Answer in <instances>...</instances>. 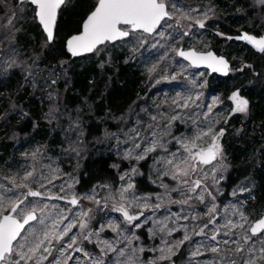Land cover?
<instances>
[{
	"label": "rangeland",
	"instance_id": "rangeland-1",
	"mask_svg": "<svg viewBox=\"0 0 264 264\" xmlns=\"http://www.w3.org/2000/svg\"><path fill=\"white\" fill-rule=\"evenodd\" d=\"M93 2L95 5L97 0ZM169 2L176 3L182 11L198 9V12L192 13L198 19H203V14L207 13L208 19L205 20L204 27L200 28L194 22L185 20L177 29L165 27L164 38L157 35L134 34L114 43L100 45L91 56L80 62L84 64L83 67L93 66L96 71L89 88L80 91L74 82L76 65L72 64L69 58L59 56L57 52L61 38V34L57 32L58 21L61 14L67 8H71L74 0H65L63 3L59 11L55 37L50 42L35 18L33 5L27 2L19 3L18 0H0V17L10 12L16 13L12 26L0 27V43H7L9 40L12 42L9 43L7 55L0 53V84L9 79L14 81V84H8L6 88L0 85V182L9 185V179L16 176L18 177L16 183L19 184L21 182L19 178L27 171H34L35 178L30 182L32 190L44 192L45 196L67 197L65 200L46 198L43 200V203L56 206L51 210L53 216L58 212L73 216L82 210L91 209L88 231H95L104 225L105 231L100 233L101 238L116 241L118 234L106 226L109 223L119 224L125 229V236L139 237L133 239L129 252L131 248L143 247L145 249L143 253H136L142 262L159 256L160 253L153 249L162 246V239L167 240L170 245H176L187 229L191 239L174 248L175 255L169 260L158 261L157 264H218V262L225 264L226 261L241 260L249 256L247 251L242 255L229 252L228 249L234 248L235 244H223V240L237 239L243 232L236 230L237 235L232 237L219 235L218 245L217 241L209 239L213 234V226L210 225L209 229L205 230L206 235L194 233L208 219L206 204L217 205L216 227L224 223L223 217L234 210L242 212L248 218L246 228L264 213L260 171L256 169L260 167L259 157L264 150V125L261 126L260 120L256 124V118L253 117L255 103L264 104V53L255 52L242 42L236 40L232 42L228 37L243 30L264 35V5H261L259 0H169ZM76 15L79 21L75 25L79 26L83 17L78 10ZM0 24L6 25V21L0 20ZM79 30L80 28L71 33ZM185 31L189 32L188 36L182 35ZM66 38L67 36L61 39L64 49ZM142 40L146 41L143 45ZM180 47L194 48L198 51L214 50L226 56L231 62L229 74L225 76L226 80L214 88L212 85L219 77L214 73L210 74L206 68L193 67L177 56L176 50ZM122 55L124 56V59H121L122 64L134 67L138 76L134 90L136 97L124 106L115 103L102 106L100 95L102 91L112 88V80L118 76V70L122 66L116 65L114 60ZM153 66L156 70L150 72ZM235 91H239L241 97L248 100L246 113H232L234 105L229 97ZM178 94L184 97L191 96L195 103L189 108H176L173 100ZM197 96L199 99H196ZM216 98H219L220 102L213 107V114L209 119L205 120L201 114L207 111L206 106H211ZM153 115L157 116V121L151 119ZM174 115L178 116V119L170 120L169 118ZM30 116L33 119L32 127L29 132H25L20 126ZM237 117L243 120L241 125L235 123ZM86 119H95L104 125L102 135L96 137L91 145L85 142ZM253 120L256 124L253 126L256 128L252 131L253 136L256 135L259 140V146L252 150L254 151L252 158L257 159L255 167L248 177L227 189V174L234 165L232 161L235 160L230 154L231 147L228 144H239L242 142L241 138L251 136L246 130L250 128ZM111 124L115 127L112 128ZM149 125L153 126L152 129ZM208 126L212 127L213 133H218L221 129L224 131L223 136L219 138L221 155L212 164L202 166L203 171H197L186 178L189 184L194 180H201L200 191L204 194L206 204L189 193L187 186L181 187L178 181L162 176L163 166L156 161L167 155L163 149L149 153L145 159L149 160V180L158 187V190L153 193H140L136 190L135 176L138 174L140 163L145 160L125 158L134 143H143L146 136L151 139L150 132L154 130L156 138L161 140L170 152H174L180 149L174 138L191 139L200 128ZM8 142L11 145L7 151L5 145ZM208 143L210 138H205L201 146L207 147ZM89 150H95L98 154H106L108 151L116 153L120 159L119 176L124 175L125 180L120 179L115 188L108 184H98L86 192H76L77 175ZM136 151L139 150H135L133 156ZM33 153L36 154L35 158ZM133 168L136 169L135 172L132 171ZM43 178L52 179V183L49 184L47 179ZM40 182L45 184L44 188L40 187ZM128 183H132L134 187L125 193L128 199L121 201L120 189L126 187ZM68 184H72L70 189L67 188ZM165 184L168 186L167 189L162 187ZM61 185H64V191H61ZM26 191L24 188L16 189L18 195ZM209 192L211 196L208 195ZM73 193L79 199L76 206L68 203ZM7 195L11 196L10 193ZM93 195L100 200L99 205L86 198ZM188 196L193 198L187 204L179 203ZM212 197H215V200ZM38 199L40 198L28 197L26 203ZM133 199L137 201L129 208L130 214L133 215H138L141 211L138 204L161 205L159 209L153 207L151 210H144L140 220L141 228H131L124 221L122 214L114 211V206L118 207L120 203L127 204ZM175 215L187 216L188 219H180L173 223ZM193 216L197 218L192 219ZM230 218L239 221V215H230ZM157 221L167 223L169 228L180 230L169 236L158 230ZM130 228L131 231H127ZM150 229L155 232V236ZM78 231L73 229V232ZM260 236L264 237V233ZM258 239L259 237H252L249 244L244 245L246 250L255 246L257 258L260 255ZM240 243L243 244V241ZM213 245L220 247L221 252L210 251ZM59 247V244L54 243V251L48 261L60 256L56 250ZM81 247L92 256L99 255V248L94 243L83 241ZM197 249L202 255L193 256L192 253ZM69 254L72 259L68 260L67 264H89L83 253L68 250L65 255ZM109 255L115 259V253ZM60 259L63 261L64 258ZM104 259L107 261L108 257ZM48 261L44 264H48ZM29 264L32 262L29 261ZM257 264H264V261L257 259Z\"/></svg>",
	"mask_w": 264,
	"mask_h": 264
},
{
	"label": "snow or ice",
	"instance_id": "snow-or-ice-1",
	"mask_svg": "<svg viewBox=\"0 0 264 264\" xmlns=\"http://www.w3.org/2000/svg\"><path fill=\"white\" fill-rule=\"evenodd\" d=\"M18 2H27L34 6L35 18L43 26L48 41H51L53 39V26L56 21L57 10L64 3V0H18ZM259 3L264 5V0H259ZM193 12H198V9L182 11L181 7L176 3H170L169 0H97L94 10L87 16L82 25V32L67 40V49L75 56L80 52L98 50L99 45L123 40L134 34L157 35L164 38L166 33L163 29L165 27L177 29L185 20L194 22L200 28H203L205 20L208 19V14L204 13L203 19H198L192 15ZM15 15V12H10L4 17H0V20L6 21V25L0 24V27L12 26ZM182 35L188 36L189 32L185 31ZM238 39L247 41L258 51L264 52V37L257 38L244 34L238 37ZM144 43L146 41L142 40L141 45ZM176 55L189 61L192 66L199 67L203 64L213 71L227 74V62L223 58H217L212 52L198 53L195 50L184 51L180 49L176 50ZM155 70L156 67L153 66L149 71L154 72ZM193 84L195 85V81H193ZM196 99H199V96ZM229 100L234 105L232 113H246L248 111L249 102L247 99L241 97L239 91L233 92ZM219 102V98H216L212 101L211 106H206L207 111L201 114L205 120H208L213 114V107ZM192 103H195V101L192 100L191 96L184 97L179 94L173 100L176 108H189ZM151 119L157 121V116L153 115ZM169 119L176 120L178 116L174 115ZM152 127V125H149L150 129ZM223 134V129L218 133H213L211 126L200 128L191 139H185L183 137L174 138L175 143L180 145V149L170 152L161 140L156 138V132L153 130L150 132L152 138L149 139L146 136L143 143H134L133 148L126 153L125 158H134L138 161L145 160L149 153L156 152L157 149H163L167 155L160 157L156 161L157 164L163 166L162 176L170 177L172 180L178 181L181 187L187 186L189 193H192L201 203L206 204L204 194L200 191L202 188L201 180H194L189 184L186 178L195 174L197 171H203L202 166L212 164L221 155L222 149L219 138ZM205 138H210V143H208L207 147L201 146ZM135 150L139 151H136L135 156H133ZM35 155L33 153L34 158ZM132 171L135 172L136 169L133 168ZM34 178V171H27L23 177L19 178L21 181L19 184L16 183L18 179L16 176L9 179L10 186L0 182V264H29V261L32 264H44L45 261H48L49 256L53 254L54 243L60 245L59 249H56L59 251L60 256L53 257L51 261H48V264H67L68 260L72 259L70 254L65 255L68 250L83 253L84 257L89 261V264H157L158 261L169 260L171 256L175 255L174 248H178L185 241L191 239L187 234V229H185L183 238L176 245H170L167 240L162 239V246L153 249V251L160 253L159 256L153 260L142 262L136 253H143L145 251L143 247L131 248L129 252V247L132 245L133 239H139V237L133 236L129 238L125 236V229L121 228L119 224L109 223L106 226L118 234L116 241L101 238L100 233L105 231L104 225H101L95 231H88L91 209L82 210L73 216L65 215L63 212H58L53 216L51 210L56 206L43 203V200L45 198L49 200H65L67 197L45 196L44 192L32 190L30 182ZM43 179H47L49 184L52 183V179ZM120 179L125 180V176H120ZM40 187L44 188L45 184L40 182ZM71 187L72 184L67 185V188L70 189ZM133 187L134 185L132 183H128L126 187L120 189L119 196L121 201L128 199L125 193L133 189ZM162 187L165 189L168 188L166 184L162 185ZM17 188H24L27 191L18 195L16 192ZM64 190V185H61V191ZM175 190L177 189H173V191ZM8 193L11 196L7 195ZM208 195L211 196L212 194L209 192ZM12 197H15V199ZM28 197L40 199L35 202L26 203ZM86 198L97 205L100 204V200L96 199L94 195ZM192 198L193 196H188L186 200L180 201L179 203L187 204ZM212 199L215 200V197H212ZM68 203L76 206L79 203V199L73 193L71 198L68 199ZM136 203L137 201L133 199L127 204L120 203L118 207L114 206V211L120 212L124 217V221L131 228L142 227L140 220L144 215L145 209L151 210L153 207L156 209L161 207L160 204L153 206L148 203H142L137 205L141 208L138 215L130 214L129 208ZM206 207H208L206 213L208 219L202 223L199 230L194 233L195 235H206L205 230L209 229L210 225L213 226V234L209 237L212 241H217V237L221 234L226 237H232L237 235L236 230L243 232V235H240L237 239L223 240V244H235L236 246L234 248L228 249L229 252L242 255L247 251L249 256L241 260L226 261L225 264H257V259L264 261V237L260 236L261 233H264V216L246 228L245 225L248 224V218L242 212L234 210L228 216L223 217L224 223L216 227L218 223L217 205L213 203L211 206H207L206 204ZM230 215H239V221H234L230 218ZM196 218L195 216L192 217V219ZM180 219L187 220L188 217L175 215V219L172 222L175 223ZM134 221L137 223H133ZM156 223L158 230L169 236L173 232L180 230L179 228H169L167 223L164 222L157 221ZM131 228L127 231L130 232ZM73 229H78L79 231L73 232ZM149 231L155 236L153 230L150 229ZM66 237L67 240H65ZM252 237H259L257 243L259 245L258 251L260 255L258 258L255 255L257 251L255 246L247 250L244 247V245L249 244ZM83 241H87L90 244L94 243L99 248V255H90L81 247ZM240 241H243V244ZM117 244L124 246L117 247ZM218 244L219 242L217 241ZM217 245L211 246L209 250L213 253H220L221 248ZM111 253H115L114 260L109 255ZM192 255H202V253L197 249ZM60 257L64 258L63 261ZM104 257H108L107 261Z\"/></svg>",
	"mask_w": 264,
	"mask_h": 264
},
{
	"label": "trees",
	"instance_id": "trees-1",
	"mask_svg": "<svg viewBox=\"0 0 264 264\" xmlns=\"http://www.w3.org/2000/svg\"><path fill=\"white\" fill-rule=\"evenodd\" d=\"M94 6L95 5L93 0H74L71 8H67L65 12L61 14L57 27V32L61 34V38L58 42L59 46L57 48L58 55L69 58L70 62L76 65L74 67V82L75 87L79 88L80 91H86L89 88V84L93 82L94 75H96V71L93 66L83 67L82 65L84 64H80V62L85 60V58L91 56L94 52L88 55H83L82 57H71V55L67 53V51H65L64 45H62L61 43V39L69 36L71 32L78 30L81 26V22L83 21L85 16L93 9ZM76 10L80 11V15L83 17L79 23V26L75 25L79 21L78 16L76 15ZM36 34L39 37L38 31L36 32ZM230 36L231 35L228 36L229 39H231L232 42H235V40L230 38ZM9 43L12 42L9 40L7 41V43H0L1 54L3 53L4 55H7V50L10 47ZM121 59L122 57L120 56V58L118 57L114 60V63L116 65L122 66L118 70V76H115V78L112 80V88L107 91H102V94L100 95L102 97V106L108 103H115V105L124 106L127 105L132 98L134 99L136 97L134 94V90L138 83V76L134 70L135 68L123 65ZM217 76L220 77L219 75ZM225 78L226 77H220L218 81L215 82L212 86L214 88H217L226 80ZM8 84L12 85L14 84V81L9 79L6 82L1 83L0 85H3L1 86L2 88H6ZM254 107L255 109L253 111V117L256 118L255 122L256 124H258V120H260L262 126L264 125V104H261V102H256ZM242 121L243 120H241L240 117H237L235 119V123L237 124H240ZM255 122L253 120L250 128L246 130L249 131L248 133H250L251 136L241 138L242 142L240 143L242 144V146H240V143H237L235 145L228 144V146L231 147L230 154L235 160L232 161L234 162V165L231 166L227 174V189L228 187L236 185L237 183L248 177L255 167V161L257 159L255 160L254 158H252L254 152H252V150L254 147L259 146V140L256 138V135L253 136L254 133L252 132L256 130V128H253V126H256ZM32 123L33 119L32 116H30L25 121V123L20 126V128L25 132H29L31 130ZM103 127V123L95 119H86L84 121V128L86 130L85 142L87 143V145H91L96 137L102 135ZM111 127L114 128L115 125L111 124ZM230 142L231 141L229 140V143ZM10 145V142L6 143L5 150L8 151L10 149ZM259 159L260 167L256 169L260 171V191L262 194H264V150ZM119 160L120 159L114 152L108 151L106 152V154H98L95 152V150H89L77 175V181L75 184L76 192H86L98 184H108L113 188L117 187L120 180L118 168L120 162ZM148 167V159L141 162L139 165L138 174L135 176V188L140 193H153L158 190V187L151 180H149Z\"/></svg>",
	"mask_w": 264,
	"mask_h": 264
},
{
	"label": "water",
	"instance_id": "water-1",
	"mask_svg": "<svg viewBox=\"0 0 264 264\" xmlns=\"http://www.w3.org/2000/svg\"><path fill=\"white\" fill-rule=\"evenodd\" d=\"M64 2H65V0H64ZM97 4V3H96ZM96 4H95V6H96ZM63 5V4H62ZM62 5H61V7H62ZM95 6L93 7V9L85 16V18L83 19V21L81 22V26H80V30L78 31V32H75V33H72V34H70L69 36H67V38L65 39V50L67 51V53H69L70 55H71V57H79V56H83V55H88V54H91V53H93V52H95L96 50H93L92 52H80L78 55H75V56H73L72 55V53H70L69 51H68V49H67V40L70 38V37H72V36H74V35H78V34H80L81 32H82V25H83V23H84V21L86 20V18H87V16L94 10V8H95ZM61 7L57 10V16H56V21H55V24H54V26H53V39H54V37H55V32H56V27H57V21H58V17H59V11H60V9H61ZM37 21H38V19H37ZM38 23H39V21H38ZM41 26V28H42V30H43V26L42 25H40ZM43 32L46 34V32L43 30ZM244 34H248V35H251V36H254V37H257V38H259V37H264V35H256V34H253V33H251V32H248V31H245V30H243V31H240L238 34H235V35H231L230 36V38H232V39H234V40H236V41H239V42H242V43H244V44H247L248 46H250L255 52H258V53H264V52H260V51H258L256 48H254L251 44H249L247 41H244V40H241V39H238V37H240V36H242V35H244ZM46 36H47V34H46ZM52 39V40H53ZM51 40V41H52ZM117 41H120V40H117ZM50 42V41H49ZM116 42V41H115ZM114 43V42H113ZM100 46V45H99ZM98 46V47H99ZM180 49H182V50H184V51H188V50H195V51H197L198 53H207V52H212L217 58H223L226 62H227V64H228V70H227V74L225 75L223 72H216V71H213L211 68H208V67H206L205 65H203V64H201L199 67H204V68H207L211 73H216V74H218V75H220V76H227L228 74H229V71H230V67H231V62H230V60H228V58L226 57V56H224V55H221V54H218V53H216L214 50H208V51H198V50H196V49H194V48H183V47H180L178 50H180ZM182 58V57H181ZM183 59V58H182ZM186 62H188L189 64H190V62L189 61H187V60H185ZM191 65V64H190ZM192 66V65H191ZM193 67H196V66H193ZM262 216H264V213L258 218V219H256L255 221H257V220H259ZM254 221V222H255ZM253 222V223H254Z\"/></svg>",
	"mask_w": 264,
	"mask_h": 264
},
{
	"label": "built area",
	"instance_id": "built-area-1",
	"mask_svg": "<svg viewBox=\"0 0 264 264\" xmlns=\"http://www.w3.org/2000/svg\"><path fill=\"white\" fill-rule=\"evenodd\" d=\"M125 54H127V52H124ZM122 59H124V56L122 55ZM196 68H198V67H196ZM198 69H203V67L202 68H198ZM208 72L210 73V74H212L209 70H208ZM220 76V75H219ZM221 78L223 77V76H220ZM219 77V78H220ZM242 123V122H241ZM241 123L239 124V125H241Z\"/></svg>",
	"mask_w": 264,
	"mask_h": 264
}]
</instances>
